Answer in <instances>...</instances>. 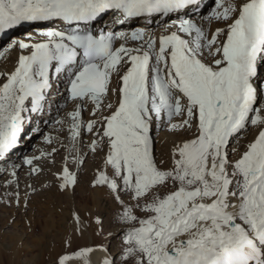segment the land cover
Here are the masks:
<instances>
[{"label":"snow or ice","instance_id":"obj_1","mask_svg":"<svg viewBox=\"0 0 264 264\" xmlns=\"http://www.w3.org/2000/svg\"><path fill=\"white\" fill-rule=\"evenodd\" d=\"M212 4L205 12L203 0H0V33L25 22L58 25L41 31L43 40L9 45L20 52L14 70L0 73V164L33 117L55 111L59 125L56 136H44L50 151L11 164L4 184L15 187L0 200L27 209L19 171L27 165L39 180L62 149L52 174L58 191L74 193L89 153H103L91 186L117 205L119 227L108 234L118 241L114 251L111 243L68 251L90 226L74 210L72 234L53 264H93L98 253L99 264H264V89L257 84L264 0ZM137 20L144 24L117 30ZM69 102L72 110L60 116ZM249 126L258 134L230 159L238 151L232 142ZM164 127L176 137L192 133L174 141L170 165L154 154L153 131ZM84 132L91 134L87 151ZM26 188L38 194L34 184ZM94 222L103 231L102 217Z\"/></svg>","mask_w":264,"mask_h":264},{"label":"rangeland","instance_id":"obj_2","mask_svg":"<svg viewBox=\"0 0 264 264\" xmlns=\"http://www.w3.org/2000/svg\"><path fill=\"white\" fill-rule=\"evenodd\" d=\"M211 4H212V0ZM213 7V4H212ZM210 10V9H208ZM143 21V20H140ZM20 26V25H18ZM17 27V26H16ZM32 33V32H31ZM30 35V33H29ZM9 37V34L6 35ZM23 38V37H22ZM22 38H16L13 41L22 40ZM12 43V41H9ZM8 42V44H10ZM133 42V41H131ZM128 44L130 41L127 42ZM118 44V43H117ZM116 44V46H117ZM15 47V46H14ZM5 49H11V48H5ZM14 49V48H13ZM6 51V50H4ZM259 85L261 89L264 85V67L260 70L259 75ZM63 90V89H61ZM71 103L69 102L59 113L60 116H63L66 112L70 111ZM87 108V107H85ZM84 111H86L84 109ZM83 111V119L87 121L88 116L87 113ZM47 114V113H46ZM48 115V114H47ZM52 116L54 118H52ZM56 112L53 111L51 113V117L44 116L43 124H39V122L36 123V121L32 122L31 124L25 125L24 133L22 134V138L18 144V147H20L19 153L17 154L16 158L13 159L12 157L11 162H9L7 165L1 166L0 168V194L3 192H11L13 190V187H6L4 182L9 179V174L11 170V164H21L23 161V158L26 156H39L41 152H47L50 151L49 145L45 142L44 136L51 133V135L56 136L58 132L56 129L59 128V125H54L52 123V120L57 119ZM46 120V121H45ZM27 127V128H26ZM67 125L64 126V133H67ZM257 129L253 126H249V128L241 134V137L239 139V142L233 141V145L238 148V151L235 154L230 153V159H233L235 155L239 154L242 151V147L245 146V143H243L246 139H249L250 136H252ZM165 132L170 133L167 129V127L162 128L159 131L154 130L153 135L155 138L154 142V154L156 158H158V154L161 152L162 148L165 147L166 139H165ZM246 136V138H245ZM91 139V134L84 132L83 133V144H84V150L87 151V145ZM20 145V146H19ZM23 146V147H22ZM58 147V145H57ZM66 153L61 149L59 154L56 155L55 161L56 164L54 167L51 168V171H48L46 168V171L43 175L40 176L39 180L34 181L29 178L28 176V166L24 165L23 168L19 171V177H20V190H21V196L23 198V193L25 191H28L30 193V201L28 204L27 209L24 208L23 203L18 210V207L13 204L12 206H8L5 202L0 200V237L3 236L5 233H16V228H23V232L28 233V237L24 238L22 241L25 245H32L37 244L39 238L42 236L40 229L36 226H40L38 223L31 224V221L35 219H42L43 222L47 220L48 226L47 231L45 232L44 236V248H46L45 253H51L56 250H61L63 248V242L64 237L62 235L63 230H60L63 228L64 223L66 221H63L62 218L66 211L70 210L71 212L74 209L75 204H82L85 205L87 209H89L86 213L93 216H101L103 219V231H100L101 226H96V244H109L112 242V239L108 235V229L111 228L114 224L116 226L118 225L115 222V211L117 208V205L113 201V208L108 209V221L107 214H105L107 208V202H100V206L104 208V212L101 213L100 209L97 210L96 215H93V188L91 186V180L94 177V173L96 172L97 167L102 165V155L103 153H98L95 155V157L92 156L91 153H89V158L87 159L86 163L78 170L79 175V184L75 187V192H67V193H60L57 188V183L55 182L53 178V173L56 172L62 165V157L65 156ZM10 157V159H11ZM51 162L49 161V164ZM4 168H7L8 171H3ZM73 171H77L76 167L72 166ZM93 171H95L93 173ZM32 183L34 186L38 189V194H31V191L25 189V183ZM41 184H48L49 187L47 189H41ZM13 206L15 212H17V217L14 215L9 217V223H6V218L9 214H11V210H13ZM18 219L19 222L18 223ZM5 223H2V222ZM61 222L58 226V222ZM31 224V227L29 225ZM36 229V233H31L29 231L30 228ZM119 225L117 226V228ZM31 230V229H30ZM99 232V234H97ZM114 233V232H113ZM25 234V233H24ZM6 242V240H4ZM118 243V241H117ZM8 246L7 244H5ZM54 261H45L43 264H53Z\"/></svg>","mask_w":264,"mask_h":264},{"label":"bare ground","instance_id":"obj_3","mask_svg":"<svg viewBox=\"0 0 264 264\" xmlns=\"http://www.w3.org/2000/svg\"><path fill=\"white\" fill-rule=\"evenodd\" d=\"M203 4L206 6L204 9L205 12H207L208 9L212 8V4H211L210 0H203ZM108 18H109L108 15L101 17L93 25L94 29H97V28L103 26L104 23L108 20ZM143 24H144V21L137 20L134 22H129L123 26H118L117 30L130 31L137 26H142ZM57 26L58 25L50 23V22H36V23L25 22V23H22L20 26H17L13 29H9L4 33H0V53H3V55H0V73H6V72H10V71L14 70V66H15L16 61L18 59V55H19V51H20L18 45L15 47H12L10 50L5 49V48H9V45L12 44L9 41L13 42V40H15L16 38H20V37L21 38L23 37L22 40H24L25 42H29L30 38H31V42L43 40L44 37H42L39 33L43 30H46L47 28L57 27ZM216 26L217 25L215 23L211 26L212 31L215 30ZM219 26L222 27L223 25H219ZM152 27L156 28V25H152ZM156 31H157V34H159L158 28H156ZM29 33H30V35H29ZM7 34H9V37L6 36ZM129 41H130V43L129 44L127 43V46H129V47L136 46V42H134V41L131 42V40H129ZM8 42L10 44H8ZM120 43H123V41H116L117 46H119ZM4 50H6V51H4ZM262 67H264V66H262ZM2 79H3V77H0V80H2ZM257 84L259 85V79L257 80ZM112 87H114V88L119 87V84L115 78H113ZM60 88L63 89L64 85L61 84ZM262 89H264V85H263ZM117 99H118L117 96H115V95L111 96L112 102H115ZM61 103H63V101H61ZM71 110H72V105H71L70 111ZM85 110L86 111H84V112H86L87 116H88L87 119H91L92 115H91V112L89 111L88 107L85 108ZM45 116L49 117V115H47V114H45ZM52 118H54V117L52 116ZM34 121H36V123L39 122V124H43L44 120L33 117V122ZM257 134H258V130L252 136L249 137L247 142L245 139V141L243 142V143H245V146L242 147V151L239 154L234 156L233 160L239 158V155L242 154V152L244 150H246V145L248 143H250L255 138V136ZM164 136L166 139L165 147L162 148L161 152L158 154L157 159L158 160L162 159L166 162V165H170V156H171L172 149L174 147V141L176 144H179L182 142V139L191 138L192 133H184V134H182L181 137H176V136H173L171 133L165 132ZM241 138H243V137H241ZM245 138H246V136H245ZM239 143H241V142H239ZM19 150H20V147L17 146L11 155V156H14L13 159L16 158L17 154L19 153ZM11 160H12V157H11V159L9 158V162H11ZM1 166H4V165L0 164V168H1ZM94 172L95 171H93V173ZM27 184H32V183L31 182L25 183V189L31 191L30 189L26 188ZM101 201L107 202V208H105L107 210H106L105 214H107L106 220L108 221V217H109L108 209L113 208V200L111 199V197L107 194V192L105 190L93 189V208H91V209H93V215H96V212L99 209H100L101 213L104 212L105 209L100 206ZM21 205H22V203H21ZM22 207L23 206L18 207V210ZM15 210L16 209H14V206H13V210H11V214H9L5 220L6 223H9L8 220H9L10 215L11 216L14 215L15 217H17V212H15ZM74 210L78 211L79 214L81 215V217L85 218L88 221L90 226L87 228V230L85 231V233L82 237L73 236V245H72V248L68 249L69 252H71L73 249H75L77 245H80V246L96 245L95 239H96V230H97L96 226L97 225L94 222L95 216L92 217L90 214H87L86 212L89 209H87L86 206L82 205V204H75L73 211ZM72 212L70 210L66 211L63 218H62L63 221H66V223H64V225H63V228L60 229V230H63L62 235L64 238L67 235L72 234ZM2 223H5V222L3 221ZM18 223H20L19 219H18ZM34 223H38L40 225V226H36V227L38 228V230L40 229V232L42 234V236L39 238L37 244L25 245L23 243L22 240L29 236L27 232H23V230H24L23 228H16V233H5V234H3L2 237H0V264H43V262H45V261H54L56 254L58 252H61L64 250V245H63V248L61 250H56V251L51 252V253H45L46 248H44V247H46V246H44V244H42V242H44L43 238L46 235L45 232L47 231V226L49 223H47V220L45 222H43L42 219H35V220L31 221V224H34ZM60 223L61 222L59 221L58 226H61ZM117 226H116V224H114L111 228H109L108 234L110 232H115L117 229ZM30 229H29V231L31 233L32 232L36 233V229H33V227ZM4 240H6V242ZM112 242H114V244H112L113 251H114L115 246L117 245V240H112ZM5 244H7L8 246H6ZM100 258H101V254H99V253L96 256H93L92 257L93 264H99Z\"/></svg>","mask_w":264,"mask_h":264}]
</instances>
